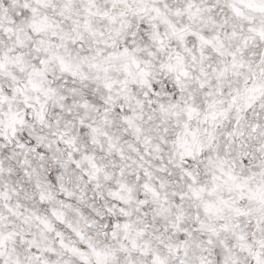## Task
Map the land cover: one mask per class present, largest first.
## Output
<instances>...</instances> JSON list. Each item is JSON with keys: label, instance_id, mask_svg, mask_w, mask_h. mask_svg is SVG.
I'll return each instance as SVG.
<instances>
[{"label": "snow or ice", "instance_id": "obj_1", "mask_svg": "<svg viewBox=\"0 0 264 264\" xmlns=\"http://www.w3.org/2000/svg\"><path fill=\"white\" fill-rule=\"evenodd\" d=\"M0 264H264V0H0Z\"/></svg>", "mask_w": 264, "mask_h": 264}]
</instances>
